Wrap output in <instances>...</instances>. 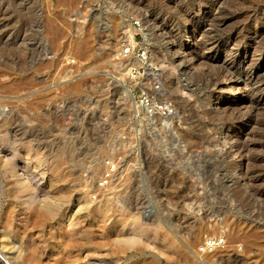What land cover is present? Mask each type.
<instances>
[{"label": "rangeland", "instance_id": "obj_1", "mask_svg": "<svg viewBox=\"0 0 264 264\" xmlns=\"http://www.w3.org/2000/svg\"><path fill=\"white\" fill-rule=\"evenodd\" d=\"M218 1L231 11L264 2ZM213 13V0H0V264H141L160 247L170 260L154 264H264V170L252 174L257 183L236 180L218 132L229 115L204 105L217 71L183 73L170 51L191 24L197 42L214 40ZM133 20L147 28L169 119H148L135 103L133 60L120 55ZM258 25L244 32L264 40ZM256 55L250 62L264 72ZM258 119L246 150L257 163L263 110ZM51 187L68 189L66 203L43 218ZM194 214L205 232L187 226L183 216ZM133 217L151 228L142 238L149 248L117 246ZM216 238L222 244L203 248Z\"/></svg>", "mask_w": 264, "mask_h": 264}, {"label": "bare ground", "instance_id": "obj_2", "mask_svg": "<svg viewBox=\"0 0 264 264\" xmlns=\"http://www.w3.org/2000/svg\"><path fill=\"white\" fill-rule=\"evenodd\" d=\"M213 1H214V13L215 14L213 13L214 18L212 20L214 22L213 28L215 31V39L214 40L205 39L202 42H197L196 28H195V25L191 24V26L189 27L187 26L183 27L182 31L179 32V36L181 38L186 37V42H184L183 40L181 41L179 39L178 43L175 46L172 47L170 45L171 46L170 51L173 54V58H172L173 62H178V64L180 65L179 67L183 73L187 72V74H189L188 72L192 70L194 71L198 66H200L199 67L200 69L199 68L198 69L201 70L202 73L204 71L206 72V69H209V70L215 69L217 71L216 75H218L219 78L217 76H216L217 78H213L211 87H209L206 92L207 96L204 99L205 103L204 102L203 103L206 109L210 112H213L215 114L217 113L219 115H229V118L227 120L221 122V125L218 128L219 130L218 132L220 133L219 136H220V139L223 141L222 143H224L223 144L224 150L227 152L228 157L230 158L233 157L231 161H232V168L236 170V180L241 185L245 186L249 184V182L251 181H254L256 183L261 181L262 178L259 176H256L257 175L256 173L258 170L259 172H262L260 171L262 169L264 170L263 159H259L258 161L259 163H257V160L253 161L251 157H249V155H247L246 153V150L250 149L248 148V145H247L248 142H250L251 139L257 133L256 127L260 122L259 121L260 119H258L259 114L262 110L264 111V72H262L256 66H254V63L251 64L250 62L252 57L255 56L256 54H259L260 56L264 55V40L259 39L260 35L258 33L253 32L251 34H248L244 32L246 31L245 29L250 28L253 25L256 28L260 22H263L264 2H262L263 0L262 1L259 0L262 3H259V2L251 3L249 4V6H246L245 8L242 7V9H239L241 11L239 10L231 11L230 8L226 6L224 7V5L221 6L218 0H213ZM230 23H231V29L224 30L226 26ZM128 26L130 27V25ZM125 30H126L127 36L130 38L133 37L134 32L140 31V30L135 31L131 27ZM141 32L143 33L145 39L147 40L148 39L147 28L142 27ZM244 45L245 47L242 49V46ZM174 48H177L178 50L177 51L173 50ZM241 50H243L245 54L240 55ZM186 79L188 80V78ZM208 97L209 99H207ZM170 124L171 122L167 121L164 125V128H166L167 130ZM24 172H25V169H24ZM254 172H256L255 173L256 175L254 174L255 176L252 175ZM233 178H234V175H233ZM47 192L50 193V195H48V197L45 198L46 194L48 193L44 192L45 200H41V202L43 201V203L39 205L43 218H48L52 216L53 214H55L57 209L63 205L64 202L66 203L68 189H58L55 187H51L49 188ZM22 195L25 198L30 197L31 199L30 195L32 194L30 191L26 190V192ZM31 201L35 202L34 198ZM89 201L90 200H87V201L85 200L84 204H82L83 209L85 210L88 209L86 204ZM37 202H40V201H37ZM145 210L147 214L150 212V210L149 211L147 209ZM196 216L197 214H194V217L183 216V218H185V220L188 222L187 226H189L190 229L196 228L195 230L200 234V233L205 232L207 228L202 227L200 224L197 225V222H196L197 220H195ZM126 226H127V231H128L127 233L130 236V238L126 239V237H129V236H126V237L123 236L125 238L124 239L120 238V241H119V237L122 236V233H121L119 237L117 236L118 238L117 240L119 243V245H117L118 247L121 246L123 249L131 248L134 246H136V249H137V246L139 247L143 246L147 248L150 247L149 243H145L146 241H142V238H144L146 233L151 230V228H149L146 225V223H144L139 217H133L132 219L127 221ZM238 226L235 225L234 227H232V231L233 232L237 231L236 228H238ZM196 231H195V234H196ZM212 231H216V228H213ZM2 236L5 237L4 235ZM171 244L174 246V248H177V245L174 240H172ZM163 249L161 247L156 248L157 250V251L155 250L157 252L156 255H151V258L153 259L150 260L149 262H141V264H154L155 260L159 261L160 257H163L167 261L170 260V255L168 253L169 251H167L168 249L166 250L165 247ZM165 250L167 251V253ZM192 254H193V251H192ZM195 254L197 255V257L200 255L199 252L197 251L195 252ZM145 255L147 256V254ZM218 257L222 258L223 256L220 255ZM209 258L210 257H204V259H207V260H209ZM129 260L133 261L132 258H129ZM148 260L149 259H147V261ZM190 261L192 262V260ZM194 263H195V260H194ZM196 264H198V262Z\"/></svg>", "mask_w": 264, "mask_h": 264}, {"label": "built area", "instance_id": "obj_3", "mask_svg": "<svg viewBox=\"0 0 264 264\" xmlns=\"http://www.w3.org/2000/svg\"><path fill=\"white\" fill-rule=\"evenodd\" d=\"M132 25L134 29L140 30L138 32L140 39L137 40V34L133 35L132 38L128 37L121 46L120 55L123 61L133 60L128 72L131 81L137 84L138 94L134 99L135 103L148 119L155 116L169 119L174 113V106L168 100L160 97L162 91L160 75L156 73L154 67L150 64L147 41L141 32L142 24L138 20H133ZM146 71H149V73H146ZM109 176L110 173L105 174V177L101 178L99 186H105ZM222 242V240L208 239L205 248L210 249L222 244Z\"/></svg>", "mask_w": 264, "mask_h": 264}]
</instances>
